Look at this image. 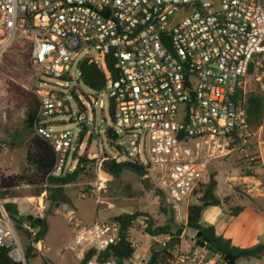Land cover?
Returning <instances> with one entry per match:
<instances>
[{"label":"built area","instance_id":"obj_1","mask_svg":"<svg viewBox=\"0 0 264 264\" xmlns=\"http://www.w3.org/2000/svg\"><path fill=\"white\" fill-rule=\"evenodd\" d=\"M188 5L191 12L173 24ZM19 46L28 51L39 101L34 130L56 153L52 177L75 171L87 151L96 179L86 186L95 195L110 180L100 168L104 158L136 162L180 220L201 202L214 160L234 151L249 157L257 136L248 122L249 96L259 95L264 103V0H220L219 9L211 0H0V61ZM85 58L106 78L87 100L103 109L105 96L111 127L101 131L87 122L83 106L76 114L71 107L70 93L83 83L79 63ZM59 117L76 119L81 131L54 130ZM261 121L263 127L264 110ZM87 132L96 136L95 153L84 140ZM61 209L73 228L66 248L78 264H120L102 258L119 240L118 221L86 225L67 204ZM38 218H44L41 205ZM133 224L147 229L149 219L139 216ZM22 225L33 232L28 221ZM0 247L15 264H28L5 215ZM212 258L207 248L195 245L168 262L211 264ZM147 262L132 256L122 264Z\"/></svg>","mask_w":264,"mask_h":264},{"label":"rangeland","instance_id":"obj_2","mask_svg":"<svg viewBox=\"0 0 264 264\" xmlns=\"http://www.w3.org/2000/svg\"><path fill=\"white\" fill-rule=\"evenodd\" d=\"M71 78L76 81L79 75L73 71ZM74 81L68 82L69 88L72 89L75 86ZM33 83L34 78L27 56L21 55L18 49L3 56L0 61V175L19 174L25 167L28 135L24 131L23 121L26 104L23 98V91L31 92L35 95L32 90ZM94 95L95 93L89 87L80 83L74 95L70 93L71 107L73 113L76 114L82 112L81 106H83L87 122L95 124L97 129L101 131L111 127V120L104 95L105 106L103 109L97 105L91 107L87 100ZM76 98L80 99L81 104ZM63 120L66 121L65 125L54 124L53 129H72L75 133L81 131V126L78 121H75L76 119H73V121L62 117L57 119L60 122ZM21 136L23 141L17 142L16 147L10 148L8 146L13 138L20 140ZM257 137L264 140V126L254 138L253 145L248 151L249 157L234 151L227 156L214 160L210 164L207 177L216 175L218 183L216 194L221 196L222 199L228 196L231 191L230 186L234 187L235 192L243 193L241 186L237 185V181L229 179V177L250 174L248 166L257 165L258 158H256V149L254 147ZM84 138L86 143L91 142L90 150L95 153L96 136L87 132ZM106 150L109 151L107 146ZM257 173L264 175V168L258 169ZM95 179L96 176L93 173V178L91 179L65 186L67 194L72 199V206L67 205L75 211L76 216L86 225L113 219L123 214L141 213V216H147L149 220L153 221L152 228H155L162 226L167 219L172 217V211L169 207L166 208V214L162 212L157 195L152 196V192L145 187L144 177L141 178L132 172H125L118 181H113L110 177L105 188L99 194L91 195L86 185L95 181ZM35 191V188L29 186H20L11 190L9 193L12 196L11 198L0 200V217L5 215L8 218L2 206L5 201L17 203L21 215H32L34 217H39L41 205L44 208L43 219L46 220V232L44 233L43 241L37 246L39 252L36 253V258L31 260L30 264H78L74 254L66 248V244L73 236V228L61 209L63 204L51 206L46 201L45 193L36 196ZM173 215L177 226L185 224L186 211L181 213L180 220L176 219L175 213ZM11 223L24 249L26 235L23 230L17 229L12 221ZM184 230L185 233H182L181 236H174V238H179L178 242L172 240L174 241L170 246L172 255L187 249V246H195L191 242L195 232L188 228ZM37 231V229H33V232ZM166 238V236L152 237L147 233L146 229H142L138 224H133L129 232V239L135 245L134 258H144L148 261L152 249L157 244H166L171 241L169 237L168 239ZM166 264H169V262ZM238 264H246V262L240 261Z\"/></svg>","mask_w":264,"mask_h":264},{"label":"trees","instance_id":"obj_3","mask_svg":"<svg viewBox=\"0 0 264 264\" xmlns=\"http://www.w3.org/2000/svg\"><path fill=\"white\" fill-rule=\"evenodd\" d=\"M26 47H18L21 55L28 57ZM79 70L82 77V82L91 90H101L106 82L105 74L91 58H85L79 63ZM23 98L26 104V111L24 117V131L28 135L27 139V154L25 167L19 174L14 175H0V200L11 198L10 191L20 186H29L35 188V195L40 196L42 193L46 194V201L51 206L60 204H68L72 206V199L67 194L65 186L67 184L76 183L82 180L93 178V170L91 161L86 153L81 156L75 171L63 177H52V171L56 162V153L52 144L45 138L40 137L34 130V123L39 107L37 97L27 91H23ZM264 110L263 100L259 95L251 94L248 99L247 116L248 122L254 131H257L262 125V116ZM111 115V113H110ZM17 137V136H16ZM13 138L8 146L10 148L16 147L17 142H22ZM249 167V166H248ZM254 167L250 165L249 168ZM100 168L108 173L113 181H118L125 172H132L139 177L143 178L148 175V172L136 162H116L110 157L104 158L101 162ZM216 175L209 177L208 184L201 202L196 205H191L186 213V221L183 226H177L174 222V215L167 219L162 226L152 228L153 221L149 220V227L146 229L147 233L152 237L166 236L170 240L179 241V238L174 236H181L185 228L191 229L195 233H201L209 243L208 252L218 257L215 264H226L224 256L227 254L236 256L237 260L256 258L260 259L264 256V244H257L253 247L242 249L232 245L229 239L218 234L215 226L202 223V214L207 207H221L222 200L216 196L217 180ZM88 188V187H87ZM85 192V191H84ZM8 218L14 223L17 229L23 230L26 237V244L24 248L25 257L30 264L31 260L36 258V253L39 252L36 244L43 241L44 231L43 228H38L34 223L29 222L33 229L37 232H29L22 228L20 222V214L17 203L12 201H5L2 204ZM241 207L237 206L230 211V216H236ZM161 210L166 214L167 209L161 207ZM141 216V213L123 214L115 217L114 219L120 224L119 240L115 245H111L103 254V259L114 258L120 264L126 259L132 257L135 253V247L129 239V232L133 226L134 220ZM44 227H46V220ZM90 255H87L89 258ZM172 257L171 249L164 247L162 250L153 248L151 256L147 264H166ZM85 262L81 263L84 264ZM0 264H15L8 256V250L0 247Z\"/></svg>","mask_w":264,"mask_h":264},{"label":"crops","instance_id":"obj_4","mask_svg":"<svg viewBox=\"0 0 264 264\" xmlns=\"http://www.w3.org/2000/svg\"><path fill=\"white\" fill-rule=\"evenodd\" d=\"M261 128L256 131L257 134ZM254 145L258 163L254 167H248L250 174L229 177L237 181L243 193L235 192L234 187L230 186L231 191L225 199L216 194L222 200V206L207 207L202 214V223L215 226L218 234H222L232 245L242 249L264 244V175L257 173L258 169L264 168V140L257 137ZM237 206L242 208L241 211L236 216H230L231 209ZM191 242L196 245L193 237ZM217 261L218 257L213 256L211 264ZM240 261H245L246 264H264V256L260 259L237 260L236 264Z\"/></svg>","mask_w":264,"mask_h":264},{"label":"water","instance_id":"obj_5","mask_svg":"<svg viewBox=\"0 0 264 264\" xmlns=\"http://www.w3.org/2000/svg\"><path fill=\"white\" fill-rule=\"evenodd\" d=\"M211 1L213 2L216 9H219L220 0H211ZM191 9H192V5H188V6L184 7L183 13H180L174 19L173 24L176 23L178 20H180L183 16L189 14L191 12ZM163 40H164L165 44L167 45V47L169 48V50L174 52L173 48L170 45L169 38L165 36V37H163ZM187 84H188V82H187ZM70 121H72V120H70ZM60 124L65 125L66 121H61ZM143 182H144L145 187L147 188L148 191L153 192L157 195V197L159 199V205L164 209L168 208V203H167V200H166L164 194L160 190L154 188L150 177H148V176L144 177ZM25 221L34 223L38 228H43L44 233L46 232V228L44 227V221L42 219H40L38 217H34L32 215H22L20 217V222H25ZM193 239L195 240V243L197 246L205 247V248H209V246H210L209 243L207 242V239L201 233H196ZM173 242L174 241L171 240V241H168L166 244H157L155 246V249L162 250L164 247L170 248V246ZM237 259L238 258L236 256H233L230 254H227L224 256V262L226 264H236Z\"/></svg>","mask_w":264,"mask_h":264}]
</instances>
